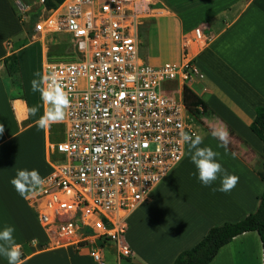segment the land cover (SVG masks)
Wrapping results in <instances>:
<instances>
[{"label": "crops", "instance_id": "crops-1", "mask_svg": "<svg viewBox=\"0 0 264 264\" xmlns=\"http://www.w3.org/2000/svg\"><path fill=\"white\" fill-rule=\"evenodd\" d=\"M152 1L157 16L176 21L177 31L187 34L199 29L208 38L190 57L195 78L180 86L181 94L190 90L195 97L194 103L184 105L186 122L202 136L200 147L218 152L217 162L239 178L229 192L212 191L220 187L219 178L205 187L186 144L182 160L153 188L150 200L130 213L123 242L132 256L126 259L173 264L212 226L254 212L264 191V147L250 130L254 109L264 106V0ZM19 4L26 9L33 3L0 0V230L6 225L15 228L23 264H103L100 250L101 262H97L89 254L93 247L79 249L40 225L35 206L39 189L23 198L10 183L21 169L38 170L45 180L52 173L51 143L62 138L65 129L64 121L46 128L36 124L49 106L31 89L33 79H44L43 70L39 73L37 68L40 75L32 76L22 69L19 52L24 48L17 47L23 35ZM12 53L18 57L22 91L11 99L15 89L3 60ZM33 106L39 111L30 115ZM220 125L229 132L227 148L212 136ZM262 257L261 241L252 231L234 237L209 264H263ZM124 260L117 255V264ZM0 264H8L7 259L0 256Z\"/></svg>", "mask_w": 264, "mask_h": 264}, {"label": "built area", "instance_id": "built-area-1", "mask_svg": "<svg viewBox=\"0 0 264 264\" xmlns=\"http://www.w3.org/2000/svg\"><path fill=\"white\" fill-rule=\"evenodd\" d=\"M42 2L33 32L65 36L73 58L44 65V87L55 76L70 107L63 137L51 143L56 159L38 190L37 218L79 249L92 243L97 262L105 244L131 258L128 216L182 160V134H196L184 105L167 97L173 81L193 79L190 60L179 69L144 60L139 30L158 14L152 0H64L51 11ZM17 6L22 23L26 9ZM207 40L195 30L193 43Z\"/></svg>", "mask_w": 264, "mask_h": 264}, {"label": "rangeland", "instance_id": "rangeland-1", "mask_svg": "<svg viewBox=\"0 0 264 264\" xmlns=\"http://www.w3.org/2000/svg\"><path fill=\"white\" fill-rule=\"evenodd\" d=\"M33 4L26 7L27 19L22 21L23 35L17 44V47L24 48L19 52L21 65L24 74L29 73L35 76V70L39 68V73H44V65L47 63H61L72 60V46L69 40L63 35L46 36L33 32L34 17L41 10L38 8V0H29ZM19 11L17 15H19ZM176 21H168L165 17L152 16L144 21V24L139 30L141 40V53L146 62L154 66L169 64L179 69L186 60H190L193 53L201 46L200 42H192L194 33L190 31L183 34L176 29ZM195 30V29H194ZM44 62V65H43ZM191 68L192 78H195L193 62L190 60L189 69ZM44 80V79H43ZM192 80L186 81L185 85ZM180 81H173L168 87L167 97L176 99L182 105L194 103L195 97L190 90L181 94ZM61 135V127L55 131V136L58 138ZM52 160L56 159V155H52ZM60 219L64 217L60 216ZM54 235H57L53 232ZM123 236V240L125 239ZM125 241V240H124ZM84 245V244H83ZM84 246L94 247L92 243H87ZM96 250V249H92ZM100 254L103 257V264H117V254L111 244H105L100 247ZM89 253V249L84 250ZM125 258L123 264H141L137 260H127Z\"/></svg>", "mask_w": 264, "mask_h": 264}, {"label": "clouds", "instance_id": "clouds-1", "mask_svg": "<svg viewBox=\"0 0 264 264\" xmlns=\"http://www.w3.org/2000/svg\"><path fill=\"white\" fill-rule=\"evenodd\" d=\"M39 76V73H35ZM46 87H42L44 80L33 79L31 81V89L33 92H39L41 100L49 107L44 114L36 121L39 128L49 127L53 123H59L66 119L67 110L70 107V98L63 86L59 83L55 76L47 78ZM39 111L37 106L29 109L30 115H35ZM3 132V126L0 125V133ZM212 136L220 141L221 147L227 148L229 144V132L224 125L215 127L212 130ZM181 142L188 144V152L191 163L195 165L198 173L199 181L205 187H211L213 182L220 179V187L212 188V191L229 192L238 183V177L228 174L222 165L217 162L219 153L211 147H200L203 138L199 134L184 133L181 136ZM223 174V175H221ZM10 183L15 190L23 198H27V194H34L45 183L38 170L21 169L17 171L16 176L11 179ZM15 228L6 225L0 230V256L7 259L8 264H23L21 260L22 246L18 244L14 238ZM32 243H37L34 238Z\"/></svg>", "mask_w": 264, "mask_h": 264}, {"label": "trees", "instance_id": "trees-1", "mask_svg": "<svg viewBox=\"0 0 264 264\" xmlns=\"http://www.w3.org/2000/svg\"><path fill=\"white\" fill-rule=\"evenodd\" d=\"M47 11L55 9L64 0H42ZM6 73L11 78L15 91L10 98L20 96L22 91L18 57L16 53L3 60ZM255 117L250 124L251 132L261 141L264 147V106L254 109ZM256 232L262 244V261L264 264V191L258 198L254 212L247 214L236 222H224L212 226L205 236L193 247L177 255L173 264H209L221 247L228 244L234 237L245 232ZM102 246L101 244H99Z\"/></svg>", "mask_w": 264, "mask_h": 264}]
</instances>
